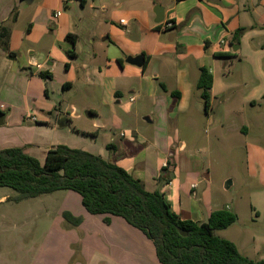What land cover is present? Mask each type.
Instances as JSON below:
<instances>
[{"label":"crops","instance_id":"0c3cea01","mask_svg":"<svg viewBox=\"0 0 264 264\" xmlns=\"http://www.w3.org/2000/svg\"><path fill=\"white\" fill-rule=\"evenodd\" d=\"M155 11L164 14L163 22L157 23ZM121 20L127 23L122 25ZM199 22L207 29L222 25L224 31L212 41L190 30ZM168 23L172 27L166 28ZM240 29L247 33L237 44L233 37ZM0 32L16 54L10 57L0 45V115L4 116L0 150L24 147L31 155L38 141L45 161L47 151L60 144L57 135L74 133L68 104L79 98L94 114L90 119L97 127L104 126L99 108H109L116 122L123 120V114H132L142 126L158 125L160 130L121 132L103 153L88 152L113 159L146 190L163 192L182 220L207 222L216 210H232L225 205V196L215 192L210 168L193 151L192 142L196 144L195 136L204 124L207 133L250 132L225 115L210 114L219 69L240 60L250 42L264 44V0H0ZM69 34L77 36L75 45L68 41ZM233 44L238 45L236 50ZM68 51L76 56L71 58ZM138 55L145 56V69L127 62L129 56ZM203 67L214 77L209 114L197 88ZM42 72L52 78L43 79ZM58 86L61 101L52 95ZM140 101L145 103L142 112ZM30 115H36L37 121ZM185 128L192 130L190 136H183ZM64 196L65 211L81 213L86 221L93 216L82 206L79 194ZM238 223L239 216L229 228Z\"/></svg>","mask_w":264,"mask_h":264},{"label":"rangeland","instance_id":"374dc122","mask_svg":"<svg viewBox=\"0 0 264 264\" xmlns=\"http://www.w3.org/2000/svg\"><path fill=\"white\" fill-rule=\"evenodd\" d=\"M246 33L243 31L238 44ZM261 43L245 45L240 60H233L230 67L216 73L217 98L210 114L213 118L225 115L230 121L247 126L250 132L207 133L204 124L195 136L196 144L192 142L193 151L210 168L215 192L225 196V205L239 216L237 225L218 235L236 243L243 255L253 259L264 258V54H258L264 53ZM54 91L55 100L61 101L62 88L58 86ZM257 96L261 98L254 102L252 99ZM139 103L138 110L142 112L145 103ZM88 110L86 102L71 100L68 111L74 133L57 135L58 145L103 153L111 138L121 132L137 128L160 132L158 125L144 127L132 114H123V120L116 122L109 108H99L104 126L97 127L94 119L87 117ZM117 110L121 116L119 107ZM151 110L158 113L155 108ZM184 130V137L192 134L189 128ZM38 145L36 141L31 155L43 163L44 149ZM200 147L203 149L199 152ZM229 180L232 186L225 189ZM69 193L58 191L15 201L12 189L0 188V264H160L153 242L123 218L111 217L107 222L106 216L93 215L86 221L83 214L70 211L74 218H80V223L69 224L63 216L64 195Z\"/></svg>","mask_w":264,"mask_h":264},{"label":"trees","instance_id":"16d2710c","mask_svg":"<svg viewBox=\"0 0 264 264\" xmlns=\"http://www.w3.org/2000/svg\"><path fill=\"white\" fill-rule=\"evenodd\" d=\"M243 31L240 29L234 34L233 40L237 44ZM67 39L75 45L77 36L69 34ZM0 45L10 57H15L1 32ZM68 55L71 58L76 56L74 51H68ZM40 77L52 78L44 72L40 73ZM213 82V74L203 67L197 88L202 90L206 114L212 108L210 90ZM160 87L166 91L164 84ZM172 95L180 98L178 92ZM107 147L110 151L114 148L113 145ZM1 187L12 189L16 194L12 198L15 201L58 191L77 193L89 214L104 215L107 222L112 216L121 217L142 231L153 242L160 264H264V258H249L239 251L236 243L218 235L219 231L237 222V213L222 208L214 211L207 222L182 220L172 210L163 192L146 190L139 179L118 166L113 159L82 149L54 146L47 151L44 163L28 154L24 147L2 149ZM63 216L69 224L71 221L80 223V218H74L70 211H64ZM180 230L188 235L183 236Z\"/></svg>","mask_w":264,"mask_h":264},{"label":"water","instance_id":"95a60500","mask_svg":"<svg viewBox=\"0 0 264 264\" xmlns=\"http://www.w3.org/2000/svg\"><path fill=\"white\" fill-rule=\"evenodd\" d=\"M160 6H158L159 8ZM156 12V15H157V23H161L163 22L164 20V14H160L158 13L157 11ZM164 12V11H163ZM191 31L199 34L200 36L202 37H207L209 36L212 41H217L219 38H220V35L221 33L224 31V27L222 25H215V26H212L211 28L207 29L203 26V24L201 22L199 23H194L192 26H191ZM174 37L176 36L175 33L172 34ZM233 47V50H236L238 48V45H235L233 44L232 45ZM127 62L132 64V65H135V66H138V67H144L145 66V62H146V59H145V56L143 55H138V56H135V57H132V56H129L127 58ZM86 115L89 117V118H94V114L91 113V112H86ZM146 120H150L149 117L146 118ZM152 121V120H151ZM4 124V116L0 115V126ZM232 182L229 180L227 183H226V189H229L230 186H231ZM180 233L183 235V236H187L188 233L184 230H180Z\"/></svg>","mask_w":264,"mask_h":264},{"label":"built area","instance_id":"2783aa9c","mask_svg":"<svg viewBox=\"0 0 264 264\" xmlns=\"http://www.w3.org/2000/svg\"><path fill=\"white\" fill-rule=\"evenodd\" d=\"M61 14V12H57V16H59ZM127 22H126V20H121L120 21V24H122V25H125ZM170 27H172V24L171 23H168L167 24V26H166V28H170ZM29 119L30 120H32V121H34V122H36L37 121V116L36 115H30L29 116Z\"/></svg>","mask_w":264,"mask_h":264}]
</instances>
